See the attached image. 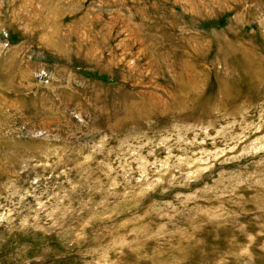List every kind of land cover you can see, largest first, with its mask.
Returning <instances> with one entry per match:
<instances>
[{
	"label": "rangeland",
	"instance_id": "rangeland-1",
	"mask_svg": "<svg viewBox=\"0 0 264 264\" xmlns=\"http://www.w3.org/2000/svg\"><path fill=\"white\" fill-rule=\"evenodd\" d=\"M0 264H264V0H0Z\"/></svg>",
	"mask_w": 264,
	"mask_h": 264
}]
</instances>
